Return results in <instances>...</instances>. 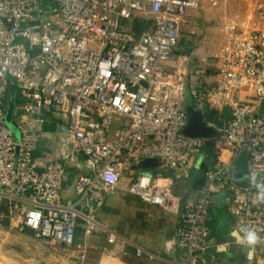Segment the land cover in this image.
Masks as SVG:
<instances>
[{
    "label": "built area",
    "instance_id": "built-area-1",
    "mask_svg": "<svg viewBox=\"0 0 264 264\" xmlns=\"http://www.w3.org/2000/svg\"><path fill=\"white\" fill-rule=\"evenodd\" d=\"M249 1L245 23L227 28L210 60L212 77L200 88L172 71L168 60L202 0H0V222L30 229L82 263L80 230L118 238L97 212L123 177L131 179L129 193L168 207L171 192L158 171L171 168L180 177L198 152L215 147L219 162L185 208L177 244L192 264L208 263L213 185L223 183L240 235L247 228L262 238L246 246L248 259L264 258V203L257 200V184H264V0ZM11 88L22 102L14 109L18 132L7 119ZM190 106L203 111L214 133H187ZM52 107L64 120L60 131L44 128ZM226 108L231 114L218 126V111ZM115 120L120 125L111 136ZM45 143L51 149H43ZM242 151L247 186L230 171ZM78 157L89 160L92 171L81 169L75 195H66L68 164ZM146 159L159 164L139 167Z\"/></svg>",
    "mask_w": 264,
    "mask_h": 264
},
{
    "label": "crops",
    "instance_id": "crops-1",
    "mask_svg": "<svg viewBox=\"0 0 264 264\" xmlns=\"http://www.w3.org/2000/svg\"><path fill=\"white\" fill-rule=\"evenodd\" d=\"M219 7H221V16L219 13L220 9H217ZM232 8H237V10ZM208 9L211 11L215 10L213 15L215 13L218 15L220 30L223 29V38L227 28H231L236 24L235 20L237 21V18H235L236 16L233 15V12L236 11L239 15L244 13L245 22L251 11V2L249 0H243L242 2L221 0L219 5H213L210 0H202V7L191 11L183 25L185 24L186 26L189 24L187 22H192L191 20L193 22L200 19L205 21L204 19L208 18L205 11ZM193 16H198L199 19H194L195 17L193 18ZM208 19L213 20L215 25L209 24L207 26V30H211V32L201 39V45L193 49L200 59L199 65L189 63L188 57L192 49H190L191 52L189 53L190 50L184 52L176 48L168 60V65L171 60L173 67L170 68L172 71L182 75L185 79L197 83L200 88L211 79L210 60L214 54L219 52L223 42L218 29L219 25H217L218 20L212 19V17ZM183 31L182 27L181 36ZM181 42L180 37L179 44ZM183 47L179 49H184ZM189 91H192L191 86ZM207 111L210 115L209 108H207ZM230 114L224 111V118L220 121L218 120L216 122L217 125L221 126ZM46 115L49 121L44 126L45 129L49 131H60L63 129L65 126L63 124L64 120L57 107H52L51 111L46 112ZM219 155L220 152L215 147L202 149L196 154L194 164L188 173L182 174L180 177L177 176V171L171 168L163 169L161 172L160 170L158 171L161 174L159 175V182L161 185L168 187L171 192L168 207L146 202L129 193L127 187L131 179L123 177L118 185L110 191L106 202L97 212L98 219L117 231L118 238L116 241L110 242L107 240L105 233L94 232L87 237L80 230V242L83 245L82 253L85 254L81 264H85V262L88 264H192L189 254L177 244L176 226L185 208L198 198L200 194L199 186L204 181L205 173L209 168L218 164ZM224 155L229 156L230 152L225 150ZM89 164L90 161L84 158L77 165L87 167ZM70 165L72 166L74 163L70 162ZM68 178V182L64 184V193L66 195H75L74 183L77 179V174L71 176V181ZM227 198V187L223 183H215L213 185L210 220L212 241L207 264H264V258L248 259V249L239 242L241 235L237 228L236 219L228 209ZM0 229L2 230L0 240L4 242L10 241V237L13 236L11 234L15 232L11 233L9 231L8 235L5 224L1 222ZM19 233L23 242L26 241L28 245L31 244L33 247H38L42 250L49 245L52 249L51 254H59L47 241L35 238L30 229ZM166 243L171 245L167 250ZM139 250L142 252L141 255H138ZM98 253L99 257L96 255ZM55 258L57 259L56 262H59L58 258ZM72 262L79 264V262ZM3 264L8 263L3 262Z\"/></svg>",
    "mask_w": 264,
    "mask_h": 264
},
{
    "label": "rangeland",
    "instance_id": "rangeland-1",
    "mask_svg": "<svg viewBox=\"0 0 264 264\" xmlns=\"http://www.w3.org/2000/svg\"><path fill=\"white\" fill-rule=\"evenodd\" d=\"M217 9H220L219 13L221 16V7L217 8ZM232 9L237 10V8H232ZM226 11H227V9H226ZM213 12H215V10H213V11H211L210 9L206 10L205 11L206 17H208V18L212 17V19L218 20L217 25H219L218 29L220 30L219 17H218V15H216V13L213 15ZM238 12H240V11H238ZM243 12H244V10H243ZM233 15L236 16L235 18H237V21L235 20L236 24H234V26L238 27L239 25H241L240 22H242V24L245 23L244 22V19H245L244 13H240V15H239L238 13H236V11H234ZM193 18L199 19L198 16H193ZM208 18L204 19L205 21L200 19V20H196L195 22H193V20H191L192 22H190V21L187 22L189 24H187L186 26H185V24L182 25V27L184 29V31L182 33L183 35L181 36L182 42H181V44L178 45L177 48L179 51L182 50L184 52H188L190 49H192V52H191V50L189 51V53L190 52L191 53L188 57L190 64L199 65L200 59L197 57L198 54L196 52H194L193 49H195L196 47L201 45V43H202L201 39H203L207 33L211 32V30H209V31L207 30V28H208L207 26L209 24L215 25L214 21L211 19H208ZM222 20H223V18H222ZM139 23H143V21L140 20ZM219 32H220V37L222 38L223 29L220 30ZM221 42H222V40L220 41V44H221ZM180 47H183L184 49H179ZM207 60L209 61V59H207ZM169 66L171 68L173 67L171 60L169 61ZM190 82H192V81H190ZM257 102H259V101H257ZM21 104H22V102L20 100V94H18V97L16 98V100L14 102L15 107L12 108V110H11V121L14 125H15V121H16V115H14V109H15V111H17V108L19 106H21ZM224 111L226 113L230 114L231 108H226V109L219 112V114L221 113V115H219V118H218L219 121L224 118ZM204 113H205V117L207 118L209 116V114H208V111L206 108L204 109ZM8 114H9V110H8ZM8 114H7V119H8ZM119 125H120L119 121L115 120L113 130L110 133L111 136L115 135V130H117ZM205 148H207V147H205ZM6 228L8 230V235H9V231L11 233L12 232H15V233L11 234L13 236L10 237V241L8 240L7 242H4L3 240H0V264H3V262H7L8 264H65V263L66 264H74L71 260H68L66 257L61 256L60 253H59L60 255L57 253H56L57 255L55 253L51 254L52 249H51V247H49V245L44 247L43 250L41 248H38V247H33L31 244L28 245L26 243V241L23 242L19 231L11 230L7 226H6ZM1 231L2 230L0 229V238H1ZM96 255H98V257H99V253ZM55 257L58 258L59 262H56L57 259ZM79 264H81V263H79ZM85 264H88V263L85 262Z\"/></svg>",
    "mask_w": 264,
    "mask_h": 264
},
{
    "label": "water",
    "instance_id": "water-1",
    "mask_svg": "<svg viewBox=\"0 0 264 264\" xmlns=\"http://www.w3.org/2000/svg\"><path fill=\"white\" fill-rule=\"evenodd\" d=\"M11 92L13 94L12 102L9 106V114H8V122L9 125L18 132L17 127L11 121V110L14 108V102L16 100V92L15 89L11 88ZM190 124L187 128V133L189 134H209L214 133L215 130L210 128L206 121L204 120L203 111L198 108H194V106H190ZM248 154L246 151H242L238 157L232 161L230 164V171L233 180L239 184L247 186L250 184V175L247 167ZM159 164L157 159H146L142 161L138 166L139 167H155Z\"/></svg>",
    "mask_w": 264,
    "mask_h": 264
},
{
    "label": "clouds",
    "instance_id": "clouds-1",
    "mask_svg": "<svg viewBox=\"0 0 264 264\" xmlns=\"http://www.w3.org/2000/svg\"><path fill=\"white\" fill-rule=\"evenodd\" d=\"M109 180L114 179L111 175L108 176ZM257 200L264 203V184H257ZM243 235L239 238V242L247 247H254L261 242V237L255 230L242 228ZM171 247L170 243H166V250Z\"/></svg>",
    "mask_w": 264,
    "mask_h": 264
},
{
    "label": "trees",
    "instance_id": "trees-1",
    "mask_svg": "<svg viewBox=\"0 0 264 264\" xmlns=\"http://www.w3.org/2000/svg\"><path fill=\"white\" fill-rule=\"evenodd\" d=\"M208 117H210V115ZM43 149H51V144L45 143L43 146ZM81 159H84V157H78L77 159L72 160L71 163H74V165H72V166L70 165V163L68 164V176L69 175L74 176L75 174H77V177H78L80 170L83 168H87L88 170L92 171V167L90 164L87 167L77 165V163L80 162ZM71 176L68 178V180H70V181H71ZM67 182L68 181L66 180L65 183H67Z\"/></svg>",
    "mask_w": 264,
    "mask_h": 264
}]
</instances>
